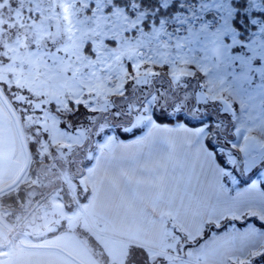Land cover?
<instances>
[{"label": "rangeland", "instance_id": "obj_1", "mask_svg": "<svg viewBox=\"0 0 264 264\" xmlns=\"http://www.w3.org/2000/svg\"><path fill=\"white\" fill-rule=\"evenodd\" d=\"M113 1L0 0V89L30 156L20 181L0 194L2 255L56 234L92 264H162L178 257L174 249H146L145 258L129 262V247L98 232L79 184L107 140H130L122 133L158 123L154 110L160 118L206 117L214 108L229 115L232 134L211 141L227 165L226 185L233 192L246 182L248 202L239 220L212 222L225 221L226 228L255 215L264 223V0H248L257 13L248 35L233 24L237 0H179L181 10L157 22L139 0L128 9ZM159 1L164 7L174 0ZM77 105L95 114L68 119ZM208 124L200 127L213 139ZM212 125L223 129L222 122ZM23 163L24 155L16 175ZM260 233L236 264H264V228Z\"/></svg>", "mask_w": 264, "mask_h": 264}, {"label": "crops", "instance_id": "obj_2", "mask_svg": "<svg viewBox=\"0 0 264 264\" xmlns=\"http://www.w3.org/2000/svg\"><path fill=\"white\" fill-rule=\"evenodd\" d=\"M201 128L155 123L139 137L107 140L93 157L87 155L90 164L79 184L88 192L83 205L99 233L118 247L174 249L178 257L160 259L162 264H236L257 246L254 239L261 238V228L253 223L211 231L191 246L213 220H239L248 202L242 186L232 192L226 185V168L207 146ZM22 157L12 119L0 100V188L12 181ZM256 205L263 209L262 200ZM43 243L92 264L56 234ZM5 250H0V264H78L49 247L2 255Z\"/></svg>", "mask_w": 264, "mask_h": 264}, {"label": "trees", "instance_id": "obj_3", "mask_svg": "<svg viewBox=\"0 0 264 264\" xmlns=\"http://www.w3.org/2000/svg\"><path fill=\"white\" fill-rule=\"evenodd\" d=\"M130 2H131V0H114L113 4L125 6V8L128 9L130 7ZM139 2L142 6L149 9L151 14L153 15L154 22H157L159 20V18H161V17H171L175 12H178L181 10L179 0H174L168 6H164V7H162L160 5L159 0H139ZM248 5H249L248 0H237V2L235 4L236 12H235V18H234L233 24H234L235 28H237V30L244 35H248L249 33H251L253 27L250 24V18L257 15V13H255L254 11H251L248 8ZM263 17H264V15H263ZM70 105H74V103L70 102ZM77 106H78V109H77L78 113L71 115V116H67L68 119L73 117V119L75 118V120L81 121L83 119L84 115H87V114L94 115L95 114V112L87 113V111L82 108L83 107L82 105H77ZM13 107H16V106H14V104H13ZM153 118L158 123L173 124L175 122H182V123H184L190 127H197V126H200L202 124H205L206 122H209L208 128L213 130L215 137L212 136L213 139L206 137V144L214 152L215 157H216L217 161L219 162V164H221L223 167L227 168L225 160L222 158V156L219 153H217V151L214 148L213 141H211V140H214L216 138L221 139V140L227 139L232 134L233 121L230 119L228 114L220 113L217 108L216 109L214 108L213 112L209 113V115H207L206 117H203V116L202 117H189V116H186V115L181 113V114L176 115V117H167L166 116V117L160 118L159 112L157 110H154L153 111ZM214 121L222 122L223 123V129L215 128L212 125L214 123ZM60 126L66 128V129H69L68 127H66V124L63 123L62 121L60 123ZM145 128H146L145 126L140 127V128H133L130 133H127V134L122 133L124 135L123 139L136 138L137 136L141 135L145 131ZM70 129H72V128L70 127ZM29 148H30V145H29ZM86 164L89 165L90 160H88ZM245 183L246 182L241 180V182H239L238 185L243 186V184H245ZM263 188H264V185H263ZM70 196L71 195L68 191L64 192V195H63L64 204L69 202L65 199V197L70 198ZM87 196H88V192H87ZM85 198H84V196H82L80 199L84 202L86 200ZM69 200H71V199H69ZM6 202L10 203V202H14V200H11V199L8 201L1 200L2 204H5ZM66 207L69 208L68 205ZM224 220H227V219H224ZM247 221H252V223L255 224L256 226H258L259 228H264V223L259 221L254 216L248 217L242 221H236V224L238 226H244V225H246ZM224 227H225V221H223L218 226H215L213 223L207 224L205 227L203 235L200 236L199 238H197L194 243L199 242L200 240L205 238L210 233L211 230L221 231L224 229ZM145 257H146L145 250H143L141 248H137V247H132L129 254H128V261L130 262V259H133L135 262H138V261H141Z\"/></svg>", "mask_w": 264, "mask_h": 264}, {"label": "water", "instance_id": "obj_4", "mask_svg": "<svg viewBox=\"0 0 264 264\" xmlns=\"http://www.w3.org/2000/svg\"><path fill=\"white\" fill-rule=\"evenodd\" d=\"M0 100L3 103V105L5 106L6 110L8 111V113L12 119L15 131H16V134H17V137H18V140H19V143L21 145L23 155H24V163H23L21 169L19 170V172L17 173V175L14 177V179L12 181H10L9 183H7L6 185H4L3 187L0 188V194H1L5 191L11 189L12 187H14L20 181V179L23 177L24 173L26 172V170L29 166L30 156H29L28 147H27L25 138L23 136V132H22L18 117H17L16 113L14 112L13 108L11 107V105L9 104L7 98L5 97L3 92L1 91V89H0ZM21 244L25 247H49V248H53V249L61 251L65 255L69 256L71 259H73L78 264H87V263L83 262L82 260H80L75 255H73L72 253L68 252L67 250H65L62 247L57 246V245L28 244V243H23V242Z\"/></svg>", "mask_w": 264, "mask_h": 264}]
</instances>
